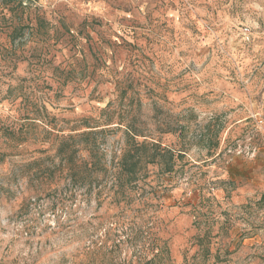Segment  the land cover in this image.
<instances>
[{"label":"rangeland","instance_id":"1","mask_svg":"<svg viewBox=\"0 0 264 264\" xmlns=\"http://www.w3.org/2000/svg\"><path fill=\"white\" fill-rule=\"evenodd\" d=\"M0 264H264V0H0Z\"/></svg>","mask_w":264,"mask_h":264},{"label":"trees","instance_id":"2","mask_svg":"<svg viewBox=\"0 0 264 264\" xmlns=\"http://www.w3.org/2000/svg\"><path fill=\"white\" fill-rule=\"evenodd\" d=\"M148 144L142 142L136 149L133 151H128L122 154L120 159L121 172L124 175V184L130 186L133 182L138 179V165L141 162L142 158L138 154L140 149H146ZM152 153L144 156L146 163L152 164L155 163V160L158 158L162 161L165 173H170L174 166V154L171 150L162 148L157 144H150Z\"/></svg>","mask_w":264,"mask_h":264}]
</instances>
